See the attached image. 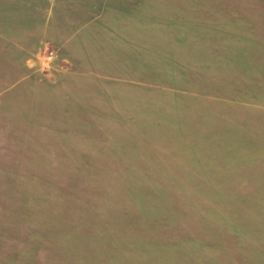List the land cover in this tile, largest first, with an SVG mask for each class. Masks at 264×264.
<instances>
[{"label":"rangeland","instance_id":"rangeland-1","mask_svg":"<svg viewBox=\"0 0 264 264\" xmlns=\"http://www.w3.org/2000/svg\"><path fill=\"white\" fill-rule=\"evenodd\" d=\"M0 46V264H264V0H0Z\"/></svg>","mask_w":264,"mask_h":264},{"label":"crops","instance_id":"crops-1","mask_svg":"<svg viewBox=\"0 0 264 264\" xmlns=\"http://www.w3.org/2000/svg\"><path fill=\"white\" fill-rule=\"evenodd\" d=\"M17 36L18 37L20 36L19 38L21 40L17 39L15 41L14 40L9 41L7 48H9L10 51L15 50V52L19 54L18 56L21 57V61L14 62L19 70L23 72H30V71L33 72V70L37 68L36 65H38L39 63L38 52L41 48L40 44L42 43L43 40L42 33L41 35L39 34L38 36L37 33L31 35L29 34V32H18ZM0 50L3 51L5 55H7L8 53L10 54L8 49L6 48L3 49L1 46H0ZM8 56L13 57L12 54ZM29 63H32L34 66L30 67ZM27 77H29V75L25 74V75H21V77L19 78H27Z\"/></svg>","mask_w":264,"mask_h":264}]
</instances>
